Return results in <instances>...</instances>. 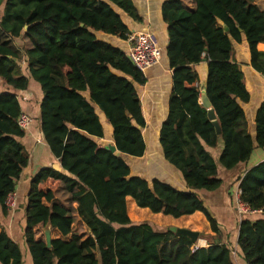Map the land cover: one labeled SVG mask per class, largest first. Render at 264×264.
I'll list each match as a JSON object with an SVG mask.
<instances>
[{"label": "trees", "instance_id": "trees-1", "mask_svg": "<svg viewBox=\"0 0 264 264\" xmlns=\"http://www.w3.org/2000/svg\"><path fill=\"white\" fill-rule=\"evenodd\" d=\"M188 12L180 0H166L161 16L167 26L164 53L172 74L168 115L159 130L164 161L175 169L185 190L158 179L134 176L124 157L142 158L145 122L137 87L145 84L120 49L98 40L95 33L126 41L130 35L121 14L135 23L142 18L132 0H0V79L26 91L29 79L16 76L25 61L28 76L43 94L39 122L43 139L61 171L40 170L30 182L24 213V242L33 264H233L223 243L222 228L200 193L222 186L219 171L247 164L255 149L264 150V101L255 115V136L244 128L249 93L243 73L231 62L233 43L244 36L250 66L264 75V13L254 0H195ZM224 27L227 28L225 32ZM23 36L30 48L21 52L13 41ZM23 53V54H22ZM207 64L205 92L220 127L216 134L207 110L199 103L194 66ZM17 96L0 94V209L29 158L19 142L25 135L17 120ZM100 115L112 129L113 153L99 147ZM222 142V151L215 150ZM240 201L259 213L242 218L237 248L245 264H264V161L238 178ZM60 184L76 209L54 195ZM131 198L140 209L173 219L201 213L213 235L200 234L208 248L148 223L132 225L126 208ZM50 225L51 248L37 242L34 228ZM85 226L88 232L82 231ZM0 264H23L20 248L0 233Z\"/></svg>", "mask_w": 264, "mask_h": 264}, {"label": "crops", "instance_id": "crops-1", "mask_svg": "<svg viewBox=\"0 0 264 264\" xmlns=\"http://www.w3.org/2000/svg\"><path fill=\"white\" fill-rule=\"evenodd\" d=\"M135 8L139 12L142 23H135L127 16L121 14L123 22L127 25L130 34L140 32H151L156 35L159 45L162 48V58L160 64L147 70L144 74L145 84L137 87L138 96L141 102V113L145 122V127L142 129V136L145 143V154L142 158L135 159L142 162V169H152L154 172L158 171L162 182L169 183V177L176 184L179 190H185V184L181 179L180 174L169 166L163 159L161 148L159 145V130L161 124L165 121L168 115V100L172 90V74L173 70L169 69L168 60L164 50L168 44L167 26L164 24L161 16V6L166 0H132ZM184 10L194 12L196 9L195 0H180ZM255 5L264 13V0H254ZM3 13V6H0V20ZM98 40L105 42L115 48L120 49L127 55L130 48L129 42L121 41L117 38L108 35L95 33ZM22 41L30 48L29 42L23 36L14 41ZM14 45H17L14 43ZM258 52H264V44L260 43L256 47ZM231 62L237 64L242 73L245 87L249 93L250 101L248 104H241L246 114L245 130L252 136H255V115L264 101V75L256 72L250 66L249 48L245 37L241 39V44L233 43V51L231 55ZM20 70L16 76H24L29 79L28 89L26 91L10 90L0 79V94L12 93L17 96L21 108V115H25L30 119V125L24 132L25 135L19 142L24 147L28 155V166L23 169L20 178L15 185L16 208L13 211H8L4 214L0 209V233L4 232L6 235L20 248L22 254L23 264H33L32 258L25 247L24 229L25 219L24 213L27 204V194L31 180L42 169L50 168L54 164L59 165L58 161L52 156L49 147L45 143L40 131L39 113L40 103L43 99V94L38 83L28 76L27 66L25 61L18 63ZM199 78V103L201 105V96L205 92L207 79V64L201 62L194 66ZM202 106V105H201ZM100 121L104 129L103 139H95L99 147L107 148L114 146L112 141V129L106 122L104 117L100 115ZM222 142H219L215 150H210L215 158H218L222 151ZM264 161V150L255 149L250 161L247 164L241 165L230 172L219 171V177L223 183L221 188L215 193H200L206 208L217 219L222 228L223 243L227 244L232 252L233 264H245L241 254L237 248L238 226L240 220L235 211V193L238 190V178L253 166ZM144 163V164H143ZM144 170V169H143ZM132 171L134 176H140L147 181L155 178H145L141 173L143 171ZM157 176V175H155ZM166 178V179H164ZM159 180V179H158ZM54 195L61 201L64 207L76 209V203L71 202V194L66 192L64 184H60L54 191ZM136 208V213L139 217H131L129 211L131 207ZM127 215L132 225L141 224L139 222L147 223L149 219H156L160 230L167 231L169 226L174 222L170 220L165 223L161 214H154L151 216L147 213V209L138 208L131 198H126ZM149 211V210H148ZM135 219V220H133ZM138 220V221H137ZM181 221V229H187L192 232H198L204 235H213L210 231V226L205 217L196 212L191 216H184L179 219ZM177 228V227H176ZM45 227L37 226L34 228V238L37 242H45ZM82 231L88 232L85 226H82ZM203 241L204 245H200ZM198 249L208 248L205 240L198 237L196 243L193 244ZM192 246V247H193Z\"/></svg>", "mask_w": 264, "mask_h": 264}, {"label": "built area", "instance_id": "built-area-1", "mask_svg": "<svg viewBox=\"0 0 264 264\" xmlns=\"http://www.w3.org/2000/svg\"><path fill=\"white\" fill-rule=\"evenodd\" d=\"M127 41L130 44L127 59L141 74L144 75L147 70L160 64L163 52L155 34L151 32L130 34ZM30 122V119L25 115H20L17 120L19 128L24 132L28 129ZM240 194L241 192L238 189L235 193V211L239 220L246 216H252L256 213L255 211H251L247 205L240 201ZM5 206L8 211L15 210V193H12L7 197ZM191 249L194 251L198 248L193 246Z\"/></svg>", "mask_w": 264, "mask_h": 264}, {"label": "rangeland", "instance_id": "rangeland-1", "mask_svg": "<svg viewBox=\"0 0 264 264\" xmlns=\"http://www.w3.org/2000/svg\"><path fill=\"white\" fill-rule=\"evenodd\" d=\"M0 33H1V31H0ZM14 43H16L17 45H14ZM13 46L17 49V50H21V52H24L25 50H26V48L28 47L25 43L23 44V42L22 41H19V40H17V41H13ZM23 54V53H22ZM10 90H12L11 88H9ZM6 93V92H5ZM124 160H125V162L128 164V166L131 168V170L133 171V174H134V172L135 173H137L136 171H143V172H141V173H144V177L145 178H150V179H152V178H155V179H159L160 181H162L161 180V178H159L160 177V174H159V172L158 171H153L152 169H148V168H143L142 169V162H140V161H137V160H135L134 158H131V157H128V156H126V157H124ZM144 164V163H143ZM134 175H136V174H134ZM155 175H157V176H155ZM159 176V177H158ZM164 179H166V178H164ZM169 180L168 181H170L169 183H166V182H164L163 181V183H166V184H168V185H170V186H172V187H174L175 189H178V188H176V186H177V184L172 180V179H170V177L168 178ZM147 180V179H146ZM167 180V179H166ZM149 181V180H148ZM129 211V214L131 215V217H134V218H136L138 215L137 214H135L136 213V208L133 206V207H131L130 208V210H128ZM147 213L148 214H150L151 216H155L154 214H152L150 211H148L147 210ZM138 218V220H139V217H137ZM162 218H163V220H164V222L165 223H168L170 220H172L174 223L173 224H171L169 227H177V228H181V221H179V220H177V219H173V218H171V217H168V216H162ZM254 219H259V218H261V216L259 215V213H257V214H255L254 215V217H253ZM133 220H135V219H133ZM137 220V221H138ZM139 223H144V222H139ZM147 223L149 224V225H151L156 231H160V228H159V226H158V223H157V220L156 219H149V221H147Z\"/></svg>", "mask_w": 264, "mask_h": 264}, {"label": "water", "instance_id": "water-1", "mask_svg": "<svg viewBox=\"0 0 264 264\" xmlns=\"http://www.w3.org/2000/svg\"><path fill=\"white\" fill-rule=\"evenodd\" d=\"M225 32H227V28L224 27ZM201 105L203 106V108H205L207 110V116L208 119L213 123V126L215 127L216 130V134L219 136L221 131H220V127L218 122L216 121V116L214 114V111L211 109V104L206 96L205 93L202 94L201 96ZM107 150H109L111 153H113V155L115 157H119L121 155V153H119L115 146H111V147H107ZM52 168L55 171L60 172L61 171V167L57 164H54L52 166ZM170 233L179 235V236H184L188 239H190L193 243H196L199 237V233L198 232H192L190 230L187 229H181V228H176V227H170L167 230ZM44 234H45V243L48 249L51 248V237H50V225H46L45 229H44Z\"/></svg>", "mask_w": 264, "mask_h": 264}, {"label": "bare ground", "instance_id": "bare-ground-1", "mask_svg": "<svg viewBox=\"0 0 264 264\" xmlns=\"http://www.w3.org/2000/svg\"><path fill=\"white\" fill-rule=\"evenodd\" d=\"M200 245H204V243H203V241H200V243H199Z\"/></svg>", "mask_w": 264, "mask_h": 264}]
</instances>
